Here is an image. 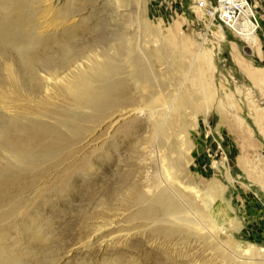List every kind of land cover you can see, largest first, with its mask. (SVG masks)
I'll return each instance as SVG.
<instances>
[{
  "label": "rangeland",
  "instance_id": "374dc122",
  "mask_svg": "<svg viewBox=\"0 0 264 264\" xmlns=\"http://www.w3.org/2000/svg\"><path fill=\"white\" fill-rule=\"evenodd\" d=\"M114 1L94 0L80 10L86 11L87 21L97 26V31L89 34V39L86 37L88 40L96 34L108 35L112 28L124 29ZM145 1L151 9L147 15L163 28L162 32L166 33L165 29L180 19L181 31L190 39L192 48L212 52L208 72L212 103L208 107L203 105L198 114L187 110L189 135L188 131L174 133L170 137L177 143L174 150L159 145L160 135L146 127L143 116L122 118L112 124L120 118V109L101 123L87 122L88 128L95 125L93 131H88L89 141L82 146L74 145L72 151L67 145L49 151L33 147L31 153L36 156V163L25 167L20 164L15 187L0 190V264H194L192 259L212 264L209 250L194 243L192 237L180 231L162 232L164 228L155 229L156 225L136 214L148 202L142 199L143 194L142 197L139 192L132 197L121 192L112 194L125 180L137 187L143 168V175H147L144 178L151 184L169 182L182 197L189 199L198 197L194 192L197 189L201 197H214L215 188L216 197L233 217V223L229 224L227 217L220 227L223 240L241 254H245L243 247L248 244L264 247V91L245 70L246 65L264 69V0H250L258 21L259 47L216 18L215 0ZM64 2L59 4L60 8ZM126 3L120 15L136 12L135 2ZM76 4L81 5L79 0ZM92 9H96L95 13ZM26 10L30 16L36 12V6ZM50 19L61 23L56 11ZM145 47L152 57V47L148 44ZM156 69L163 66L157 64ZM161 72L160 78L170 82L174 91L177 87L172 81L179 74ZM1 107L0 126L14 121L29 125L32 121L29 118H36L35 113L39 115V111L48 108L44 104L27 107L25 117ZM39 119L55 122L44 116ZM55 131L65 137L70 134L60 125ZM4 149L1 142V158ZM1 158L0 165L6 161L5 156ZM162 160L168 168L178 166L174 167V173L170 171L177 177L175 180L164 181L167 173L161 166ZM93 222L113 224L93 232L94 238L89 243L88 235L94 230L89 224ZM128 234L131 236L126 238ZM227 262L230 261L218 251L217 264Z\"/></svg>",
  "mask_w": 264,
  "mask_h": 264
},
{
  "label": "bare ground",
  "instance_id": "6f19581e",
  "mask_svg": "<svg viewBox=\"0 0 264 264\" xmlns=\"http://www.w3.org/2000/svg\"><path fill=\"white\" fill-rule=\"evenodd\" d=\"M76 1L0 0V106L25 117L29 107L48 106L44 112L39 111V115L35 113L36 118L28 117L32 120L29 125L14 121L0 126V143L5 148L3 156L7 161L0 165V190L15 187L14 179L21 169L20 164L25 167L36 163V156L31 153L33 147H45L49 151L67 145L72 151L74 145L81 143L82 146L89 141L88 131H93L95 125L88 128L87 122L101 123L116 110H121L120 118L112 124L122 118L143 116L146 127L160 135L159 145L174 150L177 143L170 137L188 131L187 110L190 108L191 114H198L203 105L208 107L212 103L213 92L208 82L212 52L192 48L190 39L181 31L180 19L164 28V33L163 28L155 25L147 15L151 9L145 0H130L137 4L136 12L132 10L131 15L126 12L120 15L124 11L120 9L129 0H115L113 3L119 7L117 11L124 29L112 28L110 34H96L88 40V35L97 31V26L87 21L86 11L80 10L86 9V4L94 0H79L81 5ZM31 5L36 6V12L34 8L29 16L30 12L25 8L33 7ZM55 11L61 23L56 24L50 19ZM92 11L95 13L96 9ZM36 14H39L37 19ZM237 30L251 44L260 46L256 27L248 18L237 26ZM147 44L152 47V57L145 47ZM157 64L163 66L161 70L179 74L172 81L177 87L174 91L169 87L170 82L160 78L162 72L156 69ZM245 70L254 84L264 91V69L246 65ZM65 105L81 108L65 110ZM19 108L23 110L19 111ZM40 116L53 118L55 122L41 121ZM57 125L70 134L65 137L55 131ZM186 134L189 135V131ZM188 139L191 140L189 136ZM178 148H182L181 145ZM161 162L167 173L164 181L177 178L171 172L174 173V167L178 166L168 168L163 160ZM66 169L71 170L70 167ZM142 172L144 174L145 168ZM143 174L138 188L125 180L112 194L121 192L128 197L137 192L140 197L143 194L142 199L148 202L136 214L156 225L153 228H164L162 232L180 231L192 237L194 243L209 250L212 264H217L218 251L230 261L226 264H264L263 246L245 245V254H241L234 252L232 245L221 237L223 221L228 217V223H233V217L230 218L228 209H224V203L216 197L215 188L214 197H201L196 188L194 192L198 197L189 199L182 197L171 183L153 185ZM112 222L89 224L94 230L90 231L88 242L94 238L93 232ZM130 236L128 234L126 238ZM192 260L194 264H203Z\"/></svg>",
  "mask_w": 264,
  "mask_h": 264
},
{
  "label": "built area",
  "instance_id": "2783aa9c",
  "mask_svg": "<svg viewBox=\"0 0 264 264\" xmlns=\"http://www.w3.org/2000/svg\"><path fill=\"white\" fill-rule=\"evenodd\" d=\"M250 0H215L213 12L216 18L231 28L236 33L237 26L247 20L257 27L258 21L251 9ZM248 11H252L251 15H247Z\"/></svg>",
  "mask_w": 264,
  "mask_h": 264
}]
</instances>
